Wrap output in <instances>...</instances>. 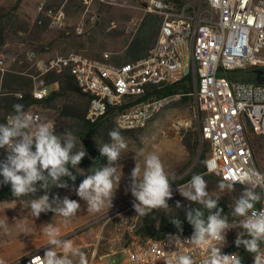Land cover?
Returning <instances> with one entry per match:
<instances>
[{
	"label": "built area",
	"instance_id": "1",
	"mask_svg": "<svg viewBox=\"0 0 264 264\" xmlns=\"http://www.w3.org/2000/svg\"><path fill=\"white\" fill-rule=\"evenodd\" d=\"M149 4L148 10L159 14L161 22L155 44L143 57L116 64L107 60L106 52L102 59L74 51L56 53L41 74L69 67L78 89L91 96L90 111L85 115L90 116V123L111 117L124 130L139 129L149 108L180 99L185 94L181 91L161 96L152 92L188 76V95L194 98L201 114L199 137L210 147L205 168L217 167L229 178L250 172L253 188L261 191L255 182L264 183V167L257 156L258 149L264 153V83L249 79L255 69H264V0H198L197 4L183 3L180 7L162 0H150ZM36 8L39 24L65 27L61 7H48L41 1ZM25 54L29 59L37 56L32 48ZM237 70L242 73L235 74ZM9 71L0 54V92ZM41 74L33 77L30 89L36 100L42 99L44 85L49 84ZM142 75H150V82H142ZM12 94L23 97L21 91ZM14 114L6 113L4 123ZM30 115L33 125L41 124V114L34 110ZM44 123L54 128L52 120ZM261 207L264 202L255 206ZM236 231H228L226 240ZM213 243L209 239L197 247L191 241L170 239L155 244V237H145L140 242L131 241L125 259L117 264H178L182 255L202 264L209 258ZM42 256L39 251H31L8 264H42Z\"/></svg>",
	"mask_w": 264,
	"mask_h": 264
},
{
	"label": "rangeland",
	"instance_id": "2",
	"mask_svg": "<svg viewBox=\"0 0 264 264\" xmlns=\"http://www.w3.org/2000/svg\"><path fill=\"white\" fill-rule=\"evenodd\" d=\"M41 1L48 7L63 9V29L50 28L48 25L45 28L39 26L38 22V28L35 29L36 19L40 16L36 7ZM16 2L17 0H0V13L10 9L22 20L18 23L14 16H10L8 22L6 18L1 21L5 29L2 30L4 43L0 45V54H3L10 69L8 73L17 74L24 70L21 74L31 76L32 80L41 74L56 53L74 51L90 58L102 59L106 52L109 55L107 60L113 62L114 53L121 54L124 41L131 37L142 15L152 12L148 10L150 0H19L18 6ZM197 2L198 0H188L185 3L193 5ZM201 6L205 9L204 3ZM29 48L37 52L34 59L26 57L25 53ZM241 73L242 71L237 70L235 74ZM52 85L55 86V83ZM85 102L86 97L83 95L68 92L65 96L54 98L50 103H37L28 109L41 114V124L48 119L52 120L54 129L61 131L58 134L70 130L78 137L87 151L85 161L78 167L88 173L89 169L95 171L108 165L107 157L99 151V143L109 142L107 133L117 126L113 120L106 122L84 141L82 135L85 134V128L81 122L72 116L63 115L62 110L69 106L81 108ZM200 123V113L191 96L188 101H171L151 121L137 130H121L128 148L122 152L116 165L118 174L122 169L123 175L112 207L104 206L96 212L88 210L86 202L75 193V188L85 178L75 168H70V171L76 179L65 180L67 188L49 189L50 199L58 196L62 200L67 196L80 203V209L70 219L52 212L42 213L39 218H34L29 209V201L35 198L33 196L0 198V264H8L31 251L44 254L49 245V224L56 230L57 239L71 241L74 254L64 252L62 247H56L55 251L70 256L73 264L121 263L131 241L140 242L144 239L135 234V229L140 224V215L133 208L134 198L128 190L130 174L135 167L133 157L136 153L144 154L138 156L136 161L143 171L144 156L154 153L161 159L166 173L169 176L175 175L176 180L180 179L197 160L202 146L201 140L193 154L188 144L193 142L194 133L199 131ZM257 156L259 165L264 167V153L261 149H258ZM174 182H171L173 197L168 201L169 206L176 207L177 201L181 205L188 203L177 191V187L186 182L173 185ZM207 185L213 197L222 196L219 183L210 178ZM43 194L39 192L36 196ZM236 233L237 231L233 238ZM228 243L229 240L226 245ZM261 247L264 250V246Z\"/></svg>",
	"mask_w": 264,
	"mask_h": 264
},
{
	"label": "clouds",
	"instance_id": "3",
	"mask_svg": "<svg viewBox=\"0 0 264 264\" xmlns=\"http://www.w3.org/2000/svg\"><path fill=\"white\" fill-rule=\"evenodd\" d=\"M14 115L6 123H0V149L5 150V158L0 160V183L10 184L14 198L33 196L29 201V209L34 218L42 213L52 212L66 219L73 217L81 205L77 200L65 196L62 200L57 196L50 199L49 189L52 187L67 188L64 178L75 181L70 168H75L85 176L77 188L76 195L86 202L89 211H99L102 207H112V201L120 185L122 169L117 172V162L121 154L128 148L126 138L121 133L123 125L117 122V127L107 133L109 142L100 144L101 155L106 156L108 165L91 169L88 173L78 165L87 155V151L78 137L70 130L57 134L47 123L33 125L32 116L25 110L23 104H14ZM34 129V130H33ZM79 145V147H78ZM144 155L136 153L133 159L135 167L130 174L128 190L131 192L133 208L139 215H146L153 210L163 209L169 214L171 208L168 201L173 197L172 181L175 175L169 176L158 155L154 153L144 156V168L141 171L137 157ZM71 165V167H69ZM234 181L220 182V192L234 193L238 181L245 188L229 205L231 212L223 214V208L218 207L222 196L213 197L207 181L202 174H193L185 184L177 187L179 194L185 200L195 203L198 207L189 206L185 209L186 220L192 226L191 243L199 247L211 239L214 243L209 247V258L202 264H243L242 257L236 252L225 254L222 249L227 244V233L236 229L234 244L241 246L253 256V264H264V207L256 209L257 203L264 202V183L255 182L261 191L247 187L253 183L252 174L243 172L237 174ZM43 192V195L36 196ZM179 201L176 208H180ZM205 211L207 215L205 216ZM229 216L232 219H229ZM179 232L183 231L182 222L173 217L171 221ZM49 245L41 257L42 264H73L70 256L58 254L56 247H62L66 253H73L71 241L56 238V230L47 226ZM215 242H219L217 245ZM82 255V254H81ZM31 264V261H30ZM178 264H196L189 255L178 257Z\"/></svg>",
	"mask_w": 264,
	"mask_h": 264
},
{
	"label": "trees",
	"instance_id": "4",
	"mask_svg": "<svg viewBox=\"0 0 264 264\" xmlns=\"http://www.w3.org/2000/svg\"><path fill=\"white\" fill-rule=\"evenodd\" d=\"M186 1L188 0H164V2L166 3L176 4L178 7H180ZM18 4H19V0H17L16 2L17 6ZM14 8L15 6H13V9ZM10 16H14L16 22L18 23L22 22V20L18 19L10 9H6L0 13V45L4 43V36H3L4 34L2 30L4 31L5 29V25H2L1 21L4 18H6V22H8L10 20ZM37 19L35 23L36 30L38 28V26L36 25ZM160 22H161V16L155 12H146L145 14H143L142 17L140 18V22L138 23L131 37L124 41L123 51L121 52L120 55L119 53H114L113 62L111 63L120 64L128 61H134L146 55L148 50L155 44L157 40ZM39 26H43L46 28L47 24L46 22H43L40 23ZM23 72L24 70H20V72L17 74H11L7 72L6 75L4 76L1 92H0V123H4V118L6 113L14 112L13 109L14 104H23L24 108L28 109L31 106V104H37L43 102L50 103L54 98L59 96H65L68 92H74L76 94H80L86 97V102L81 108H78L76 106H69L63 108L62 110L63 115L72 116L81 122L82 126L85 128V134L82 135L84 141H86L87 138L90 136V134H92L100 126L112 120L111 117L101 118L95 123H90L86 120L85 113L90 98H88L78 89V87L74 83L72 75L68 70L65 69L61 73H56L55 71L50 69L41 74V76L49 84L53 82H58V89L52 90L49 95H47L45 98L41 100H36L32 98V96L30 95V89L32 87V77L27 75L25 76L22 75L21 73ZM190 89H191L190 79L187 76L184 80L176 84L166 85L157 90H154L153 88L154 92L152 93L155 94L156 96H161V95H168L171 93L181 91L185 94L180 99L182 101H188L191 98V96L188 95ZM15 91H21L23 93V97L20 99L16 98L12 94V92ZM54 130L57 134L61 132L60 130L57 129ZM125 131H132V130H125ZM199 141H200L199 131H197L196 133H194L193 142L188 144L190 148V152L192 154L195 153ZM201 142H202V146L200 148L199 155L197 157L194 166L183 177L176 180L173 183V185H180L189 181L193 174H202L206 181L210 178H212L217 183L226 181L224 179H221L217 176H214L206 172L205 160L209 154L210 147L207 141H201ZM5 155H6L5 150L0 149V160H3L5 158ZM84 161L85 158L82 159L81 163ZM2 179L3 178L0 177V181H2ZM64 180H71V179L65 177ZM246 186L252 187L247 184ZM244 188H245L244 185L235 183L234 193L221 192L222 197L218 202V207L223 208L224 210L223 214L227 215L228 213L231 212V209L229 208L230 203L235 200V198L239 195L240 192L244 190ZM0 198L14 199L11 193L10 184L0 183ZM189 206L193 208L198 207L197 204L188 202L185 204L183 203L180 208H176L170 205L169 207L171 209L168 210L169 214L165 213L163 209H160V210H153L152 212H149L146 215H140V224L135 229V234L144 238L145 237L161 238L167 233L179 232L176 226L171 222L173 217L179 219L182 222L183 233L192 234L193 228L187 222L186 212H185V209H187ZM206 215L207 212L205 211V216ZM229 219L231 220L232 217L229 216ZM235 238L236 237L233 238L232 235L228 239L229 240L228 245H226V247H224L222 251L224 253L236 252L238 255L242 257L243 264H251L253 260V256L247 253L242 246L240 248H237L234 244ZM261 246H264V244H262Z\"/></svg>",
	"mask_w": 264,
	"mask_h": 264
},
{
	"label": "bare ground",
	"instance_id": "5",
	"mask_svg": "<svg viewBox=\"0 0 264 264\" xmlns=\"http://www.w3.org/2000/svg\"><path fill=\"white\" fill-rule=\"evenodd\" d=\"M68 70L70 72V74L72 75V72L70 70L69 67H62L61 70H59L58 73H61L63 72L64 70ZM142 82H150V75H142ZM52 84H45L44 85V89H43V92H42V99L45 98L47 95L50 94V92L52 90H55L57 89L58 87L56 85L57 82L55 83V86L52 85ZM82 92V91H81ZM84 94V92H82ZM88 98H90L89 100V103H88V106L86 108V114H88V112L90 111V105H91V96L90 95H87L85 94ZM173 101V100H170V102ZM170 102H166V103H162V104H159L156 108H149L148 109V117L146 118V121H144V124L141 125L140 127H143L144 125H146L149 121L152 120V118L158 114L159 111H161L167 104H169ZM29 114H32L34 112V110H30V109H25ZM199 113H200V110H198ZM35 114H40L38 111H35ZM86 117V120L88 122H90V116H85ZM200 118H201V114H200ZM139 127V128H140ZM206 172L207 173H210L214 176H217L221 179H224L226 181H234L236 180L237 178H229L228 174H225L223 171H219V168L217 167H207L206 168ZM236 183H239L238 181ZM240 184V183H239ZM247 185H250L253 187V183H249ZM192 234H188V233H183V232H170V233H167L165 234L163 237L161 238H155V244H163V241H169L170 239H179L180 241H190L188 239H190ZM251 264H253V261L251 262Z\"/></svg>",
	"mask_w": 264,
	"mask_h": 264
},
{
	"label": "water",
	"instance_id": "6",
	"mask_svg": "<svg viewBox=\"0 0 264 264\" xmlns=\"http://www.w3.org/2000/svg\"><path fill=\"white\" fill-rule=\"evenodd\" d=\"M249 80H251L253 82L264 83V69H255L254 70V76ZM198 155H199V153H198Z\"/></svg>",
	"mask_w": 264,
	"mask_h": 264
},
{
	"label": "crops",
	"instance_id": "7",
	"mask_svg": "<svg viewBox=\"0 0 264 264\" xmlns=\"http://www.w3.org/2000/svg\"><path fill=\"white\" fill-rule=\"evenodd\" d=\"M18 257V256H17ZM15 258V257H14Z\"/></svg>",
	"mask_w": 264,
	"mask_h": 264
}]
</instances>
